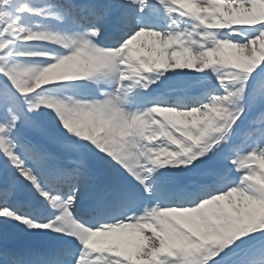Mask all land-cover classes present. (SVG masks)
Instances as JSON below:
<instances>
[{
	"label": "snow or ice",
	"instance_id": "snow-or-ice-1",
	"mask_svg": "<svg viewBox=\"0 0 264 264\" xmlns=\"http://www.w3.org/2000/svg\"><path fill=\"white\" fill-rule=\"evenodd\" d=\"M0 264H264V0H0Z\"/></svg>",
	"mask_w": 264,
	"mask_h": 264
}]
</instances>
